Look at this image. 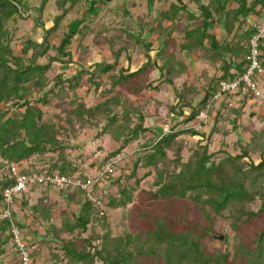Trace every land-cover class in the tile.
<instances>
[{"label":"trees","instance_id":"1","mask_svg":"<svg viewBox=\"0 0 264 264\" xmlns=\"http://www.w3.org/2000/svg\"><path fill=\"white\" fill-rule=\"evenodd\" d=\"M48 1L40 0L33 8L38 12L39 40L28 37L15 52L11 46L14 29L8 23L24 18L29 0H0V155L19 163L22 172L28 173L33 159L55 153V159L40 162V170L71 175L79 172V166L68 158L67 140L76 139L83 130L94 133L95 129L94 139L109 135L119 142L104 159L140 139L143 142L128 171L105 174L116 186L114 193H108L104 185H95L101 205L82 198L78 189L62 194L68 205L58 208L55 224L53 207H44V199L34 203L41 209L33 213L34 225H25L35 235L37 225L52 230L53 235L38 238L31 261L35 263L46 246L57 264H264V130L251 129L250 139L246 143L236 140L233 144L238 151L228 153L226 137L243 124L240 115L248 99H242L240 107L229 105L232 93H225L218 103L212 101L220 80H232L246 70L250 39L259 24L256 19L264 17V0H193L195 10L181 0L170 1L167 7H162L167 0H146V12L136 18H129L124 9L129 20L103 23L96 31L90 27L95 31L92 46L108 49L113 61L89 65L81 63L92 49L82 42L86 32L79 31L85 17L69 21L58 44L51 42L61 19L73 6L78 8L81 0H57L61 12L47 27L40 16ZM98 1L103 0H89L84 13H93ZM66 2L69 5L64 7ZM138 45L143 61L133 67ZM259 48L264 67V37ZM196 54L206 65L199 71L186 59ZM54 63H77L79 68L49 79ZM212 67L215 73L210 72ZM182 76L185 79L177 83ZM164 85L172 90L171 103L154 96ZM78 89L85 95L78 94ZM88 95L95 101L88 104ZM54 98L63 118L56 113L45 116L43 108ZM150 103L155 105L154 113L165 107L166 116L174 113L180 118L171 130L160 132L148 125ZM206 109L209 120L199 129L190 126ZM207 125L210 131L206 135L201 128ZM187 135L197 138L193 145H186ZM215 135H219L220 144L211 150ZM184 149L189 151L186 160ZM252 153L258 154L259 161L245 162ZM138 167L146 169L143 177L154 172L151 189L139 188L140 178L135 184L128 182ZM13 183L0 164V208L4 205L2 190ZM257 201L255 209L252 205ZM23 205L27 207L28 202L22 201ZM108 210L120 211L119 231L108 220ZM225 212L236 241L231 249L225 246L209 251L206 241L212 239L214 221ZM10 224L9 219H0V256L12 239ZM96 225L101 232L94 229ZM87 230L91 233L83 236ZM12 251L14 264H20L14 246Z\"/></svg>","mask_w":264,"mask_h":264},{"label":"rangeland","instance_id":"2","mask_svg":"<svg viewBox=\"0 0 264 264\" xmlns=\"http://www.w3.org/2000/svg\"><path fill=\"white\" fill-rule=\"evenodd\" d=\"M177 2L179 0H167L165 3L162 4V7H167L169 2ZM40 0H29V8L23 9V15L24 18H16L15 20L9 21L8 25L11 27V29L14 31V38L12 40L11 46L15 52H19L21 48L22 41L25 40L28 37L34 38L39 40V34L38 28L36 29V17L38 16V12L35 11L33 8L36 7L39 4ZM81 3L78 4V8L73 6L71 10L65 14V16L61 19L58 29L56 31V34L51 39V42L58 44L59 39L61 37V34L68 30V23L69 21L73 20L74 18H81L85 17L83 24L79 26L80 32H86L87 30L90 31L89 35L86 33H83L82 36V42L88 43L89 46H92L94 42L93 36L96 29L103 23L108 22H114V21H120L122 19L125 20L127 18H136L141 13L146 12V0H110V1H98L99 6L93 13H84L86 4L89 3V0H81ZM133 2V3H132ZM187 3L189 7L192 10L196 9V5L193 3V0H181V3ZM132 3V4H130ZM69 5V2H66L64 4V7H67ZM124 9L127 10L129 14V18L125 15ZM61 10L58 7V1L57 0H49L47 4L45 5L43 12L40 16V18L44 21V24L48 27L51 25V22L53 20V17L60 13ZM125 15V16H124ZM263 19V18H261ZM186 19L184 18L183 21L180 23L181 26H183V22H185ZM259 22V19L256 21ZM261 22V21H260ZM259 22V23H260ZM118 22H115L116 24ZM169 24V22H167ZM87 27L86 29H83L84 27ZM95 31H93L91 28ZM218 29H216V32ZM87 35V36H86ZM153 37V40L155 43L159 41L157 40V34L153 33L151 35ZM76 41L79 40V36L75 39ZM76 44L78 42H75ZM154 43V45H156ZM75 45H73L74 48ZM89 52V53H88ZM189 62V65L191 68H193L194 71H199L203 67H205V64H202L199 59V54H196L195 56H191L190 58H186ZM43 61V59H41ZM100 61H105L106 63H111L113 61L111 54L109 53L108 49H103L101 45L92 46V49L90 51H87L84 57L81 60L82 64L89 65L93 63H99ZM143 61L142 52L140 49V46H137L136 52L133 54V67L138 65ZM122 65L125 64V62L121 59ZM52 69L48 73L49 79L54 76L56 73L66 71V73H70L73 71V69L79 68V65L75 63L74 65H64L63 63H54L51 67ZM211 73L214 72V68H209ZM156 71L153 72L152 76H156ZM182 79H185V76H182L181 79H177L176 82L179 83V80L182 81ZM254 79L257 82L258 89L263 94L262 97H252L251 95H243L242 99H248V102L244 104L242 114L240 115V118L242 120V125H240L235 132L231 133L226 137L227 146L226 149L228 150V153H235L238 151V146L233 144L236 140H239L241 143H246L251 136L252 130L254 129L256 131L264 130V76L262 77H254ZM53 83L50 82L49 86H51ZM47 86V88L49 87ZM78 94L85 95L82 91V89L77 90ZM154 96L159 97L162 99L164 103H171L173 101V93L169 86L164 85L162 88L154 93ZM95 97L92 95L86 96V101H88V104L90 102L95 101ZM232 105L240 107V104L242 102V99L237 102L235 98L232 96ZM168 105V104H167ZM154 107L153 103H150L148 105L149 110V118H148V125L155 127L158 129V131H168L172 129V126L174 123L179 121L180 118H175L174 113H170L169 116H166V108L163 107L162 109H158V113H154ZM59 104L56 102V98L52 100L50 103V106H46L43 108L44 112L46 113L45 116L48 117L47 114L55 115V113L63 118V114L59 112ZM55 117V116H54ZM210 124V123H209ZM226 125L229 126V123L226 122ZM204 130L205 134L207 135L209 130V126L207 125L204 128H201ZM94 129V133H95ZM91 131H82L80 132L76 139L70 138L67 140L69 142L70 147L67 149L68 152V158L72 161V164H76L79 166V172L81 175L97 174V168L99 169L100 166H102L101 159L104 157V155L111 151L116 149L119 146V142L112 139L109 135H105L99 139H94L93 134ZM259 133V132H258ZM186 145L194 144V142L197 140L196 137H192L191 135L186 136ZM143 142L142 139L130 144L126 148L122 149V151L118 154L119 161L114 165L115 167V174L118 175L121 173H125V171H128L130 164H132L133 160L136 158V151ZM220 137L219 135H215L212 138V142L210 144V149H216L219 147ZM79 145V148L73 147L71 145ZM187 150V149H186ZM188 152L183 150V160H186L188 158ZM96 153H99L95 155ZM116 154V155H117ZM49 156L42 157L41 159L38 158L33 159L34 166L30 167V169L34 171H40L39 167L41 165L40 162L42 160L46 161L48 160V157H52L55 159L56 155L55 153H49ZM168 156L172 158L174 155L171 151H168ZM215 160H217V157H214ZM245 162L253 161L258 162L259 156L257 153H252L251 158H245ZM100 166H99V165ZM146 171V169L138 167L137 173L134 177L129 179L130 184H135V179L140 178V182L138 187L143 189H151V184L154 179V172L149 174L148 176L143 177V173ZM83 177V176H82ZM84 178V177H83ZM101 183L105 187H107L108 193L112 192L114 193L116 190V186L111 184L108 179L104 178ZM57 190V192H54V190ZM78 189L77 191L81 195L82 198L86 196V193L81 188H72L68 185H61L57 188L51 187L50 189H45L44 186L38 185L35 187H29L25 191H21L14 194V204L10 206V211L12 216H14L13 223L14 226L19 231L20 237L27 243V250L30 254V257L32 258L33 254L37 253L33 249L34 245L37 247L39 245L40 240L38 238L44 237L51 238L50 236L53 235L52 230L50 231H44V228L42 226H36V229L38 230V235H35V233L31 232V228H28L25 224H33L32 218L34 216L35 210H40L41 207H34V203L39 202L44 199L45 204L43 205L46 208H52V221L55 224H58V218H59V211L58 208H62L63 206L68 205L67 200L65 197L62 196V194H65L67 192L72 193V191ZM146 197V194L143 195V198ZM22 201H27L28 206L23 207L20 206ZM73 202V201H72ZM40 205V204H39ZM259 205V202H255L252 206L253 208H257ZM3 205L0 210L4 207ZM181 209V208H180ZM109 216L108 220L112 224L115 230H120L121 225L119 224L121 220V214L119 210H108ZM227 212H225L223 215L216 217L214 224H213V232H212V239L206 241V245L209 251L214 250H222L225 246H227L229 249L233 246V242L236 241L234 239L233 231L231 230V227L229 225V220L226 218ZM11 226V225H10ZM9 226V229H10ZM98 232H101V228L99 225L94 228ZM95 230V231H96ZM91 233V230H87L83 233V236H87ZM216 235H223L222 239H217ZM225 237L227 238L225 240ZM52 245V242H50ZM45 246V245H44ZM13 244L9 242V244L6 245V252L3 253L0 256V264H14V260L16 258V255L12 251ZM36 262L37 264H57L55 261L51 260L50 253L48 249L45 247H42V252L37 254ZM49 259L47 262L44 259ZM41 259V261H40ZM43 259V261H42ZM33 260V259H32ZM82 264V263H79ZM94 264H102L100 262H96Z\"/></svg>","mask_w":264,"mask_h":264},{"label":"built area","instance_id":"3","mask_svg":"<svg viewBox=\"0 0 264 264\" xmlns=\"http://www.w3.org/2000/svg\"><path fill=\"white\" fill-rule=\"evenodd\" d=\"M264 37V17L261 22L257 25V31L252 35L249 43L248 53L246 54V60L248 66L244 73L232 80H220L218 82V89L212 96V101L219 102L225 93H232L233 97L237 102L242 99L243 95H250L253 97H262L263 94L258 89V85L254 77L264 76V67L261 64L260 58V40ZM233 103L230 101L229 105ZM208 108V107H207ZM209 120L207 109L200 111L195 119L191 121L190 126L196 129L200 128L201 123H206ZM99 153H96L97 155ZM117 155L101 159L102 166L99 164V169L97 168V174L94 176L92 174L82 175L80 172H75L71 175L59 174L57 172L48 173L46 170L34 171L31 169L30 172H22V165L19 163L10 161L0 155V164L4 165L10 177L13 178L14 183L10 186L5 187L2 190V197L4 202V207L0 210V219L10 220V233L11 242L14 249L17 251L18 259L20 264H37L31 261L29 252L26 248L27 243L20 237L19 231L14 226L12 221V214L10 211V206L14 202V194L25 191L29 187H35L38 185H49L51 187L57 188L61 185H68L72 188H81L85 191L86 196L92 202L97 205H101V200L99 197V191L95 190V185L102 187L103 183L101 181L105 178V174H115L114 165L119 161ZM34 166V165H32ZM46 166V165H45ZM40 169V168H39ZM99 192V193H98Z\"/></svg>","mask_w":264,"mask_h":264},{"label":"water","instance_id":"4","mask_svg":"<svg viewBox=\"0 0 264 264\" xmlns=\"http://www.w3.org/2000/svg\"><path fill=\"white\" fill-rule=\"evenodd\" d=\"M104 1H110V0H104ZM23 204H25V202ZM216 238L217 239H222L223 238V235H216Z\"/></svg>","mask_w":264,"mask_h":264},{"label":"crops","instance_id":"5","mask_svg":"<svg viewBox=\"0 0 264 264\" xmlns=\"http://www.w3.org/2000/svg\"><path fill=\"white\" fill-rule=\"evenodd\" d=\"M252 19H253V21L258 20V19H256V17H254V16H252ZM255 19H256V20H255ZM261 20H262V19L260 18V19H259V22H260ZM259 22H258V23H259ZM256 23H257V22H256ZM44 260H46V259H44Z\"/></svg>","mask_w":264,"mask_h":264}]
</instances>
